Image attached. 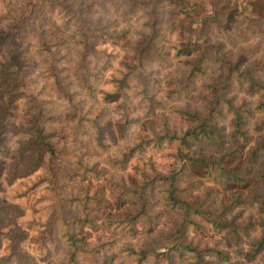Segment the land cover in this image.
<instances>
[{
    "label": "rangeland",
    "instance_id": "1",
    "mask_svg": "<svg viewBox=\"0 0 264 264\" xmlns=\"http://www.w3.org/2000/svg\"><path fill=\"white\" fill-rule=\"evenodd\" d=\"M233 12L237 14L235 22H241L234 24L236 29H224L216 23ZM77 13L85 23L95 26V31H88V44L72 40L69 35L70 28L79 22ZM38 25L53 35H35ZM98 28L126 32L118 40H109L99 38ZM15 32L18 35L11 41ZM37 40L45 43L40 45ZM187 41L204 43L209 56L206 72L193 80L186 78V60L192 56L174 55V45ZM128 47L140 49L137 57H132ZM96 52L115 57L100 71L99 78L89 74L95 87V96H90L81 76L95 70ZM223 66H230L225 81ZM237 69H249L264 85V0H0V264H63L68 246L62 235L65 225L61 217L83 214L92 220L83 229L88 232L85 248L92 251L80 254L81 264H93L106 254L113 255L107 264L130 261L131 255L121 249L124 242H146L164 250L178 221L177 214L163 204L161 190L167 187L166 182L143 188L148 202L135 217V230H121L120 222L115 227L105 220L138 212L142 202L139 186L148 174L151 176V169L163 173L178 170L182 163L178 151L188 148L177 141L161 147H152L148 142L144 150L135 147L129 155L127 152L140 140L150 139L151 133L145 128L148 121L158 130L164 126L180 130L189 124L175 109L183 107L202 115L208 84L222 95L233 93L243 106L264 100L259 93L249 98L245 92L247 81L239 89ZM122 72H128L122 92L126 114L132 120L120 132L123 109L103 101L100 91H112ZM223 82L228 88L221 89ZM183 84H188L190 94L181 92L176 96L172 89ZM210 96L215 98L214 92ZM33 104L41 111L44 130L61 151L29 171L35 150L30 143L34 138L30 125ZM254 116L264 117V110L255 111ZM231 128L226 125V129ZM228 145L224 144L223 149ZM202 152L214 156L219 153L206 149ZM249 164H253L252 173L264 169V163ZM51 169L59 173L54 192L46 179L51 177ZM177 184L190 186L188 198H203L217 210L223 208V201L227 202L221 193L212 191V180H196L189 174ZM263 191L264 179L252 178L250 187L244 189L248 199L226 211L235 222L247 224V233H240L239 246L244 253L248 241L261 232L264 205L258 194ZM68 194L80 196L86 207L59 200ZM197 221L202 228L187 227L188 240L199 247L221 248L230 255L228 261H219L214 253L207 254L211 264L262 261L264 251L248 259L230 245L225 231Z\"/></svg>",
    "mask_w": 264,
    "mask_h": 264
},
{
    "label": "trees",
    "instance_id": "2",
    "mask_svg": "<svg viewBox=\"0 0 264 264\" xmlns=\"http://www.w3.org/2000/svg\"><path fill=\"white\" fill-rule=\"evenodd\" d=\"M77 22L72 28H70L69 35L72 40L77 42L89 43L88 31H95V26L85 23L79 13ZM236 12L226 15L225 21L216 22L224 29L237 28ZM219 18V17H217ZM216 18V20H217ZM79 23V24H78ZM250 23V22H248ZM61 30V26H59ZM66 29V25L63 26ZM35 35L46 36L53 35L52 32H46L45 27L36 26ZM100 34L99 38H107L109 40H118L126 32L124 29L117 32L107 31L104 28H98ZM18 32H15L11 41H14ZM57 33V32H56ZM55 33V34H56ZM36 43L44 44V40H37ZM204 43L201 42H182L180 45H174L175 56L191 55L192 58L186 60L189 63L186 78L193 80L194 76L201 75L206 72L205 61L208 59V55L205 52ZM129 53L133 58L137 57V52L140 53V49L128 47ZM134 51L131 53V51ZM95 70L91 73L88 71L81 76L83 86L88 91V95L95 96L89 74H94L99 78L101 70L106 69L110 65V61L115 57V54L106 53L105 57L99 52H96ZM136 61V60H135ZM131 68L133 66H130ZM224 67V66H223ZM230 66L224 67V79L228 80ZM131 70V69H130ZM128 72H122L119 78H116V85L112 91L102 89L100 97L103 101L114 102L119 108L123 109V120L119 124L121 131L123 132L127 126V123L132 120L126 114L127 107L125 105V95L122 89L126 86V77ZM215 73V72H214ZM217 73V72H216ZM220 74V73H219ZM235 78L239 85V89L242 88L244 81H247L245 92L250 95V99L256 93L260 96H264V85L260 84V80L257 76L253 75L249 69L236 70ZM184 80V79H183ZM227 82H223L221 89L228 88ZM210 90L205 96L206 102L203 106V114H199L196 111H189L187 108L175 109V112L179 116H182L187 120L185 128L180 130H169L168 126L163 127L162 130H158L153 123L147 122L145 128L151 133L150 139L140 140L134 146L129 148L127 154L132 153L135 147L139 150H144L145 145L151 142L152 147H161L162 144L168 146L173 144V141H177L180 145H185L188 151H178V155L182 160V163L178 170H174L170 173H163L155 168H152L151 176L148 174L145 182L142 186H139L138 192L141 197V206L138 212L131 214L130 216L122 215V217L107 218L105 222H108L110 226L113 224L115 227L117 222L122 224L121 230L128 231L135 230L133 228L135 217L144 209L147 201L146 196L143 193V188L149 189L158 181L166 182L167 187H164L162 192V199L164 207L169 212H174L178 216L173 230L170 232L171 240L169 245L164 250H158L149 245L146 242L137 245H131L127 242L122 243V250H125L131 255L132 259L128 262L122 260H116L115 264H211V259L206 258L207 254H215L217 260L228 261L230 255L227 251L217 248L215 246L199 247L192 243L187 238L186 228L196 227L202 228L201 224L197 221V218L208 224L211 228L218 231H225L230 237V245H235V250L238 254H245L248 259H253L257 254L261 255L264 251V218L261 222V232L257 237H254L248 241L249 248L244 253L239 246L241 242L240 233H247V224L237 223L233 218H229L226 215V211L230 210L242 203H244L249 195H244V189L250 187V180L255 178L256 180L264 179V169L253 171V164L249 162L257 161V163H264V117L254 116L255 111L264 110V100H256L252 106H243L242 102L237 103L233 93L228 95H222L221 92H216V87L208 84ZM187 85H181L180 88H173L172 91H176V96L189 95L191 90ZM218 88V87H217ZM230 91V90H227ZM210 92H214L215 98L210 96ZM151 103L155 100L152 99ZM35 111L31 117V131L34 138L31 140L34 146V160L28 168L29 171L37 169L42 163L47 160L51 161L57 154L60 153L61 148L56 143L50 140V133L46 132L42 124V114L39 111L38 105L33 104ZM152 113L154 107L152 104ZM152 116V114H151ZM144 122V121H143ZM226 125H231V129H226ZM258 134V136H257ZM256 135L255 138H252ZM252 139V141H251ZM229 144L227 148L223 149L224 144ZM192 147V148H190ZM195 147V148H194ZM246 147V149H244ZM190 148V149H189ZM202 149L219 151L214 156V153H204ZM245 154L244 162H242V155ZM47 155V156H46ZM257 155H261L257 158ZM47 157V158H46ZM26 168V169H27ZM51 177H47V182L50 184L48 188L53 192L57 188L56 177L59 173L51 169ZM252 173V174H251ZM192 174L197 179L205 178L212 180L215 185L212 186V191L215 193H221L226 197L227 202H222L223 208L217 210L210 206V202H205L203 198H188L187 194L189 188L187 185L180 186L177 184L182 178ZM218 187L221 188L219 191ZM262 199L259 200L261 205H264V191L260 194ZM187 197V198H186ZM61 201H65L68 204H73L83 208L86 207L84 199L80 196L61 195L59 198ZM120 217V218H119ZM65 230L63 232V238L66 241L68 249L66 250L65 262L63 264H81L79 261L80 254L91 252L92 250H86L84 238L88 233L84 231V226L92 222L91 217L87 215H74L71 218L61 217ZM125 222V223H122ZM249 222V221H248ZM120 230V229H119ZM134 231H132L133 233ZM125 233V232H123ZM131 233V232H129ZM126 233V234H129ZM99 249H96V252ZM113 255H102L101 260H96L93 264H107V260L110 261ZM257 264H264V255H262V261Z\"/></svg>",
    "mask_w": 264,
    "mask_h": 264
}]
</instances>
